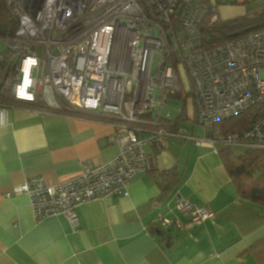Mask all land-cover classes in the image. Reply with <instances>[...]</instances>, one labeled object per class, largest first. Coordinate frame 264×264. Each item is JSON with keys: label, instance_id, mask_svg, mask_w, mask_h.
<instances>
[{"label": "built area", "instance_id": "built-area-1", "mask_svg": "<svg viewBox=\"0 0 264 264\" xmlns=\"http://www.w3.org/2000/svg\"><path fill=\"white\" fill-rule=\"evenodd\" d=\"M15 31L1 39L0 65L11 73L5 87L19 100L41 98L50 107L114 116L124 128L116 137L119 156L100 165H83L75 180L49 185L42 177L15 186L29 196L37 220L54 215L78 229L80 205L122 197L138 172L157 167L145 145L165 144L176 135L162 120L163 98L184 95L188 77L195 123L203 141L214 146L264 151V115L243 131L228 133L223 122L264 102V28L215 47L206 45L203 28L219 19L214 0H6ZM6 51L11 54L7 62ZM8 67V68H9ZM181 111V109H179ZM170 116L169 114L167 115ZM172 210L189 223L213 221L216 213L175 196ZM162 228L181 225L157 214Z\"/></svg>", "mask_w": 264, "mask_h": 264}, {"label": "crops", "instance_id": "crops-1", "mask_svg": "<svg viewBox=\"0 0 264 264\" xmlns=\"http://www.w3.org/2000/svg\"><path fill=\"white\" fill-rule=\"evenodd\" d=\"M182 76L184 95L163 98L162 116L154 110L142 117L176 133L164 145H145L157 167L138 172L128 195L77 207V230L62 215L37 220L25 194L6 195L31 178L59 184L79 177L83 165L112 162L124 128L98 112L0 105V264H264V204L239 192L223 158L224 151L240 156L249 149L203 141L193 88ZM177 195L213 209L216 218L189 223L172 210ZM160 213L181 225L162 228L155 222Z\"/></svg>", "mask_w": 264, "mask_h": 264}, {"label": "trees", "instance_id": "trees-1", "mask_svg": "<svg viewBox=\"0 0 264 264\" xmlns=\"http://www.w3.org/2000/svg\"><path fill=\"white\" fill-rule=\"evenodd\" d=\"M245 15L239 18L221 21L218 19L216 23L203 28V38L206 45L215 47L224 44L230 40L241 38V36L252 33L255 30L264 28V0L260 4L251 6ZM17 27L16 19L12 12L9 11L6 0H0V40L7 37L15 31ZM2 52L1 54H3ZM11 58V54L6 51L7 62ZM7 69L0 65V105L5 107L28 108L32 110L48 111L53 110L57 113L73 114L63 103V107L56 109L47 105L41 98L36 101L19 100L12 91L7 89L4 80L11 73L10 67ZM264 115V102H259L255 107L249 109L244 115L233 118L230 121L223 122L226 132L233 133L235 131H243L249 128L257 116ZM223 158L226 166L233 176L234 182L238 186L239 192L246 198L258 201L264 204V151L249 150L244 155L233 156L229 151L223 152Z\"/></svg>", "mask_w": 264, "mask_h": 264}, {"label": "rangeland", "instance_id": "rangeland-1", "mask_svg": "<svg viewBox=\"0 0 264 264\" xmlns=\"http://www.w3.org/2000/svg\"><path fill=\"white\" fill-rule=\"evenodd\" d=\"M218 2L219 14L221 21H224L228 18L240 17L248 13L247 11L251 9V6L260 4L261 0H245L241 4H237L236 0H215ZM6 43L4 40H0V53L5 52ZM166 108H163L164 112ZM242 152L245 150L241 149ZM236 151H239L237 148Z\"/></svg>", "mask_w": 264, "mask_h": 264}]
</instances>
